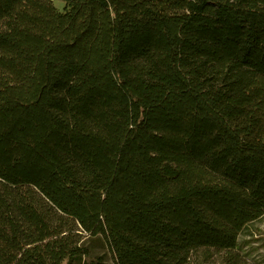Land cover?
I'll return each instance as SVG.
<instances>
[{
    "label": "trees",
    "instance_id": "trees-1",
    "mask_svg": "<svg viewBox=\"0 0 264 264\" xmlns=\"http://www.w3.org/2000/svg\"><path fill=\"white\" fill-rule=\"evenodd\" d=\"M0 0V264H264V0Z\"/></svg>",
    "mask_w": 264,
    "mask_h": 264
},
{
    "label": "rangeland",
    "instance_id": "rangeland-1",
    "mask_svg": "<svg viewBox=\"0 0 264 264\" xmlns=\"http://www.w3.org/2000/svg\"><path fill=\"white\" fill-rule=\"evenodd\" d=\"M53 2L60 10L64 9L65 3L62 0H53ZM240 242L252 259L264 256V216L246 228ZM108 255L110 257L108 264H114L109 252Z\"/></svg>",
    "mask_w": 264,
    "mask_h": 264
}]
</instances>
